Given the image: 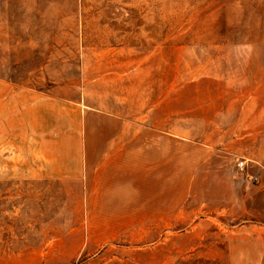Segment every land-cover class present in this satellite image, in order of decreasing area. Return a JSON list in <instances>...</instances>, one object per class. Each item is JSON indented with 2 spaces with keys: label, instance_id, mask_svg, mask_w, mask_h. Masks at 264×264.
<instances>
[{
  "label": "rangeland",
  "instance_id": "obj_1",
  "mask_svg": "<svg viewBox=\"0 0 264 264\" xmlns=\"http://www.w3.org/2000/svg\"><path fill=\"white\" fill-rule=\"evenodd\" d=\"M0 264H264V0H0Z\"/></svg>",
  "mask_w": 264,
  "mask_h": 264
},
{
  "label": "built area",
  "instance_id": "obj_2",
  "mask_svg": "<svg viewBox=\"0 0 264 264\" xmlns=\"http://www.w3.org/2000/svg\"><path fill=\"white\" fill-rule=\"evenodd\" d=\"M245 166H246V162H245V160H239V161L237 162V168H238L239 170H243V169L245 168ZM250 179L257 180L256 177H250Z\"/></svg>",
  "mask_w": 264,
  "mask_h": 264
},
{
  "label": "crops",
  "instance_id": "obj_3",
  "mask_svg": "<svg viewBox=\"0 0 264 264\" xmlns=\"http://www.w3.org/2000/svg\"><path fill=\"white\" fill-rule=\"evenodd\" d=\"M262 261V260H261Z\"/></svg>",
  "mask_w": 264,
  "mask_h": 264
}]
</instances>
